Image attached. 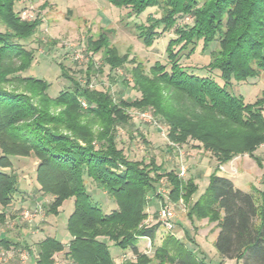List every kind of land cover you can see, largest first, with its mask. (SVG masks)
I'll return each instance as SVG.
<instances>
[{
    "label": "trees",
    "instance_id": "trees-1",
    "mask_svg": "<svg viewBox=\"0 0 264 264\" xmlns=\"http://www.w3.org/2000/svg\"><path fill=\"white\" fill-rule=\"evenodd\" d=\"M16 1L0 0V24L5 26L0 29V205L12 206L20 198L14 197L19 174L13 159L29 156L37 159L30 191L53 196L47 212L58 214V207L73 198L65 222L67 243L46 234L36 243L35 264H56L57 253L68 264H116L110 246L135 256L121 264H203L197 250L168 232L151 255L136 245L141 237L152 243L161 226L156 217L149 225L143 221L151 201L166 203L156 186L163 178L169 187L167 199H182L190 222L203 218L216 222L213 246L221 259L264 264V202L257 203L252 190L240 189L230 177L213 170L203 192L192 199L198 188L194 178L164 170L151 157L148 162L130 159L116 139L118 126L132 123L128 108L151 109L167 126L173 145L185 143L188 137L200 140L218 162L235 152L254 155L264 143V91L248 102L232 91V85L264 71V0H108L125 9L127 17H137L150 7L160 10L159 15L149 14L145 22L133 24L145 46L162 31L175 30L165 58L148 68L128 58L127 52L119 53L109 44L106 31L91 43L94 51L103 52L112 78V71L134 63L132 87L140 96L133 99L92 88L89 77L82 84L62 67L70 85L53 96L44 78L22 75L34 60V52L24 42L38 22H21ZM185 15L189 21L178 25L176 19ZM198 46L208 53L209 61L184 65L181 57H190ZM7 82L24 83L29 94L5 87ZM255 159L261 165L260 158ZM102 194L112 202L109 209L99 200ZM5 221L0 212V223ZM11 243L19 245L0 236V245L8 248Z\"/></svg>",
    "mask_w": 264,
    "mask_h": 264
},
{
    "label": "rangeland",
    "instance_id": "rangeland-1",
    "mask_svg": "<svg viewBox=\"0 0 264 264\" xmlns=\"http://www.w3.org/2000/svg\"><path fill=\"white\" fill-rule=\"evenodd\" d=\"M14 9L21 22H38L34 33L24 42V46L34 52V60L22 75L32 74L44 78L49 82L48 92L51 96L70 85L67 76L61 74L62 67L69 76L75 77L82 84L89 77L92 88L108 89L114 97H139L140 93L132 87L130 75V68L134 63L126 62L112 71V78L108 65L103 62V52L94 51L91 43L106 31L109 44L119 53L127 52L128 58L141 61L148 68L156 60L165 58L166 44L176 36L174 27H171L159 33L150 46H145L137 38L133 24L145 22L149 14L159 15L157 7H150L134 18L127 17L125 9L113 7L108 0H17ZM188 21L186 15L176 19L178 25ZM0 29L5 30V26L0 24ZM209 59L208 53L201 51L198 46L190 57L183 55L180 61L194 67L206 64ZM13 64H18L17 60ZM4 86L29 94L24 83L7 82ZM232 91L243 95L248 102L254 101L264 91V71L247 81L233 82ZM56 110L57 108H52L53 112ZM127 112L132 117V123L118 126L116 139L128 158L148 162L151 157L156 163H161L164 170L174 169L179 177L194 178L198 188L192 199L203 192L209 173L217 170L219 175L230 177L240 189L252 190L257 203L264 202V193L261 192L264 189V143L259 144L254 155H250L248 151L235 152L227 161L218 162L210 151L204 150L200 140L188 137L185 143L173 145L167 138V126L152 115L151 109L131 107ZM92 128L95 130L97 126ZM255 156L260 158L261 165ZM36 165L37 159L33 156L13 159V167L19 174L18 190L14 197L21 199L18 198L12 206L0 205V212H4L6 219L4 223H0V232L12 240L18 238L20 244L16 246L11 243L8 248L0 245V264H35L32 260L34 258L35 261L36 243L46 234H55L63 243H67L69 239L65 222L72 211L73 198L66 199L58 207V214L47 212V205L53 196L38 190L31 192L27 183L33 182ZM181 166L185 168L183 175L180 174ZM156 186L165 197L164 204L170 208L174 217L170 222L167 221L170 228L164 224L165 227L158 211L161 204H157L155 200L146 209L148 217L144 219V224L160 221L166 233L175 234L187 248L197 250L203 264H242L241 260L221 259L218 256L212 242L213 232L217 228L215 221L203 218L190 222L186 216V203L182 199L178 202L167 199V180L161 179ZM26 190L28 193H25ZM99 200L105 209L112 206V202H107L104 194L100 195ZM24 201H29L30 204H21ZM161 232H157V238L152 243L148 238H138L136 245L139 250L151 255L164 235ZM110 250L116 264H121L125 259H135L129 250L120 251L115 246H110ZM54 259L56 264H68L62 253L55 254Z\"/></svg>",
    "mask_w": 264,
    "mask_h": 264
},
{
    "label": "built area",
    "instance_id": "built-area-1",
    "mask_svg": "<svg viewBox=\"0 0 264 264\" xmlns=\"http://www.w3.org/2000/svg\"><path fill=\"white\" fill-rule=\"evenodd\" d=\"M184 172H185V168H184V166H181L180 167V174L181 175H183L184 174ZM159 215L160 216H162V223H163V225L165 224V225H168L167 226V228L169 229L170 228V224L167 222V221H169V220H171V219H173V217H174V214L171 212V210H170V208H168V206H166L165 204L164 205H160V208H159ZM26 214V216H28V213L26 212L25 213ZM170 222V221H169ZM164 225V226H165ZM166 227V226H165Z\"/></svg>",
    "mask_w": 264,
    "mask_h": 264
},
{
    "label": "crops",
    "instance_id": "crops-1",
    "mask_svg": "<svg viewBox=\"0 0 264 264\" xmlns=\"http://www.w3.org/2000/svg\"><path fill=\"white\" fill-rule=\"evenodd\" d=\"M27 183L29 184V182H27ZM26 191H27V190H26ZM19 204H20V203H19ZM21 204L24 205V204H30V203H29V201H28V202H25V201H24V202H21ZM160 229H161V230H160ZM163 229H164V228H162V226H160L157 232H161ZM217 230H218V228H216V229L214 230V232H213L212 242H213V240L215 239V236H216ZM164 233H166V231L163 230V231L161 232V234H164ZM176 233H177V232H176ZM156 234H157V233H156ZM2 235H3V233L0 232V236H2ZM156 236H157V235H156ZM156 238H157V237H155V239H156ZM13 240H14V242L20 244L18 238H14ZM195 247L197 248L198 246L195 245ZM32 261L35 262V261H34V258H33ZM32 261H31V262H32Z\"/></svg>",
    "mask_w": 264,
    "mask_h": 264
}]
</instances>
